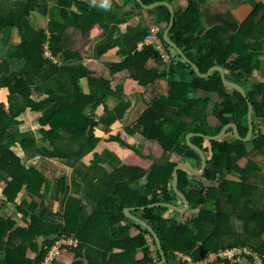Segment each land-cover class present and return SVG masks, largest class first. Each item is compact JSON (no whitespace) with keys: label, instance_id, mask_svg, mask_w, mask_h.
<instances>
[{"label":"trees","instance_id":"obj_1","mask_svg":"<svg viewBox=\"0 0 264 264\" xmlns=\"http://www.w3.org/2000/svg\"><path fill=\"white\" fill-rule=\"evenodd\" d=\"M51 1L60 9L61 21L48 23L47 29L37 35L27 32L24 23L44 6L37 0H0V35L6 29L16 30L20 37V47L11 58L25 62L23 69L10 72L8 61L0 58V67L5 73V78L0 81V93L6 94V101L0 103V183L1 173L9 180L0 195V264H44L53 244L63 236L78 241V245L71 249L75 259L72 264H156L161 260V255L158 248L155 253L152 252L146 239L151 236L150 233L137 223L121 225L128 220L125 209L130 207L135 208V213L158 235L167 258L166 264H171V257L175 252L189 254L199 262L212 253L221 254L238 247H249L264 257V242L256 240L259 235H240L232 223L234 219L247 224L256 222L259 225L258 231L264 233V215L253 209L252 203L246 209L240 207L241 201L246 197L250 198L254 188H249L245 183L226 181L223 191L232 198L220 201L218 189L209 188L206 193L200 194L193 189L188 173L181 170L178 189L187 196L192 204V211L198 212L199 217H195L191 223H178L176 220L164 218V214L169 211L167 207H148L172 204L177 198L171 188L175 164L167 163L152 169L148 176L146 195L151 196L148 199L129 187L130 183L145 177L144 169L129 166L117 171L120 178L129 180V183L118 184L101 166L102 162L108 160L115 164L117 157L109 151L106 152L108 158L105 159L94 153L100 143L96 129L109 114L106 110L105 115L98 121L96 111L100 107L107 109L106 100L113 91L109 81L82 64L84 46L97 29L105 33L109 25L116 26L117 29L113 31L108 42L103 44L101 53L116 47L122 48L124 39L134 34H140L144 40L150 29L139 26L138 22L145 14H161L169 27L172 20L171 10L166 6H159L148 11L142 9L136 0H125L126 5L133 4V7L118 18L116 11L121 10V7L115 0H109V6H104V1ZM142 1L149 6L165 0ZM175 1L177 0L169 2L173 4ZM188 1L190 8L183 13H177L171 36L199 66L202 74L220 66L234 74L236 83H242L246 77L261 69L259 58L244 56L254 50L248 42L252 39L263 5L256 7L239 34L233 38H230V34L223 27L212 29L201 37L196 33L202 27L203 13L200 4L206 0ZM75 8H79V13L74 11ZM120 26H126L127 31L123 32ZM77 37H80L82 45L77 46ZM159 38L165 47L170 48L162 33ZM47 46L54 60L47 57ZM60 56H63L61 64L57 61ZM151 59L159 61L161 56L153 46H144L142 51L132 57V65L128 67L131 78L144 87L155 84L165 75L144 69ZM182 65L192 70L193 83H174L169 96L159 99L143 114L139 123L144 137L157 141L164 152H168L185 142L191 133L219 135L231 120L238 124L242 137H247L249 128L246 127V122L250 109L249 100L252 97L247 99L239 91L229 95L224 89L219 71L209 78H202L195 73L192 65L185 62ZM172 71H175V66ZM84 80L90 87L88 94L80 87V82ZM34 87L41 91L42 99L32 98ZM192 88L215 92L222 97V104L215 109V116L221 121L218 128L207 125L206 119L193 121L201 103L188 98ZM253 104L257 117L264 120V106ZM167 109H172V112H167ZM43 110L46 112L38 119V125L41 135L49 143V149H38L33 142L19 140L12 131V126L27 111L39 114ZM113 120L111 118L108 124ZM263 128H259L257 133L255 131L252 141L257 150L264 149ZM124 134L126 132H118L108 137L107 141L118 142L133 149L123 139ZM192 142L205 149L203 136L193 137ZM17 144L23 151L36 149L42 158L69 160L76 164L75 178L86 188L87 199L95 205L89 220L81 222L82 202L70 196L63 209L62 223H45L41 220L37 212L41 205L35 199L42 197L46 174L40 168L25 163L17 151L15 152ZM212 144L213 158L205 176L209 181L217 180L220 173L232 170L235 167V156L244 159L247 155L246 143L242 140L232 143L213 141ZM205 151L208 152L206 149ZM91 153H94V158L89 165H85L83 159ZM187 156L201 160L200 154L191 148ZM252 170L250 163L248 171ZM63 184L66 186L64 180ZM159 185L164 186L165 193L157 192L156 187ZM23 191L27 193L26 198L17 203ZM216 202L220 203L218 220L215 217ZM9 204L15 205L16 213L22 216L25 226H18L12 217H3L2 208ZM213 205L214 208L209 210L208 207ZM133 230L138 232L136 236L132 235ZM39 239H47L41 247L38 244ZM138 251L142 253L139 260ZM224 264L231 263L229 259H225Z\"/></svg>","mask_w":264,"mask_h":264},{"label":"crops","instance_id":"obj_2","mask_svg":"<svg viewBox=\"0 0 264 264\" xmlns=\"http://www.w3.org/2000/svg\"><path fill=\"white\" fill-rule=\"evenodd\" d=\"M37 1L44 7H48L52 4V11L55 13L60 12V9L55 3H52L51 0H44L45 3H42V0ZM89 1L101 3L104 0ZM115 1L121 7V10L116 11L118 18H121L124 13L130 11L133 7V4H123V0ZM165 1L169 2L170 0ZM173 5L176 13H183L190 8V2L188 0H177L173 3ZM259 5H263V9L257 17L252 39H250L248 42L249 45L254 47V50H250V52L244 56V58L257 57L259 58L258 61L261 63L262 67L252 76L246 77L242 83L238 82L237 84L241 85L246 90L249 96L248 98H250V96L252 97L251 101H253V103L264 106V0H206L204 3L200 4V9L203 13L202 27L199 29L196 35L203 37L205 33L212 29L223 27L230 34V38H233L239 34L244 23L250 19L256 7ZM40 11L41 10H38L36 13ZM33 19L34 17L32 20ZM29 21H31L30 18L24 23V28L29 33H34L33 30L36 29H47L48 24L46 25V23H42L41 27H33L36 29H33V32H31V29L26 25V23L28 24ZM60 21V16L57 18L55 16L54 19L48 23ZM165 21V17L161 16V14H145V17L141 19L138 24L143 28H149V33L151 32L152 28L157 27L159 29L157 36L159 37V34L162 33L164 37V33H166L167 29L169 28L167 27L168 25ZM120 28L123 29V32L127 31L126 26H120ZM116 29V26L109 25V28L105 33H102L100 30H96L103 35L101 34L102 36L98 35L94 38L90 37L89 41L86 43V46H84L85 52L83 53L82 64L100 75L105 80L109 81L113 91V93L106 100L105 105L107 106V109L100 107L96 111L98 121L102 116L105 115L106 110H108L109 114L106 115L107 118L104 119L96 129V134L100 139V143L94 150V153L98 154L102 159L108 158L106 155L107 151L113 153L117 157L118 160L115 162V164L108 160L102 162L101 166L108 171L111 179L118 184L129 183V180L128 178H120V176L117 174V171H122L129 166L144 169L146 171L145 177L130 183L129 187L132 190L140 193L142 196H146L148 199H151V196L146 195V192L149 184L148 176L150 175L153 168L162 165L164 166L167 163H172L175 164L176 167L180 164H189L198 172H201L203 169L202 158L199 161L187 156L189 148H191L188 144V140L178 144V146H175L172 151L164 152L157 141L149 140L144 137L141 124L139 123L140 118L149 108L153 107L154 104L157 103V101L162 97L169 96L170 91L173 89L174 83L192 84L194 81V76L191 69L182 65V63L185 62L183 58L170 46V48L167 49L170 57L172 58L171 63L164 62L162 58L159 61L151 59L144 66V69L148 71H153L154 73L157 72L158 74H165L164 77L157 80L153 85L149 84L145 87L141 86L136 80L131 78L128 67L132 65V57L137 52L142 51L144 46H147L145 42L146 38L142 40L140 34H134L124 39V45L121 46L122 48L116 47L108 50L105 53H101V48L98 49L97 47L98 42H100V45L102 44V46L104 43H107L109 37L112 35L113 31H116ZM159 39L161 40V38ZM76 41H78L77 46L82 45L80 37H77ZM19 47L20 37L14 29H6L0 35V58L2 60L8 61L10 72L19 71L25 67V62L23 60L11 58L12 55L18 51ZM57 61L59 64H61L63 62V56H60ZM173 66H175L174 72L172 71ZM224 70L227 78L236 83L237 78L234 76V74L227 69ZM213 75L214 73L211 76ZM4 78L5 73L0 67V81ZM80 83L82 91L86 94L90 93V87L86 81L84 80ZM224 89L229 95H233L237 91L226 86ZM42 97L43 94L38 88H32L33 99L39 100L42 99ZM188 98L200 101L201 103L200 108L196 110L193 116L195 121L206 119L207 125L213 127L214 129L221 125V121L217 118V116H215V109L223 102L222 97L219 94L192 88L188 93ZM4 101H6V94L0 93V103ZM168 110L169 109H167V112ZM45 112L46 110H43L39 114H34L30 111H27L18 119V123L12 126V131L17 134L19 140L21 139L23 141L27 140L33 142V144L38 149L50 148L48 141L41 135L40 126L38 125V119H40V117H42ZM171 112L172 109L169 110V113ZM33 118H35V123L37 120L36 124L32 121ZM111 118H114V120L111 124H108ZM229 118L231 120V117ZM28 119L30 120L28 121ZM262 119L263 118L260 119L257 117L254 110V125L256 133L259 131V128L261 129V127H264V120ZM231 123L237 124L234 120H231ZM246 127L249 128V133L245 139H248L250 135L249 114ZM118 132H126V134L123 135V139L126 142L128 141V143L132 145L133 149H128L118 142L107 141L108 137L117 134ZM262 132L264 133V128L262 129ZM201 135H203L205 138L204 148L208 150V152L205 151V153L208 156L210 164V161L213 158V141L206 138L211 137L210 135ZM253 138L254 135L250 142L245 141L247 148V155L245 158L239 159L235 156V167H233V169L229 172L220 173L217 180H207L205 178L207 171L204 175L198 176L186 169H182L188 173V177L191 180L193 189L200 192V194L206 193L209 188L218 189V199L220 201H228L232 197L230 194H227L223 191L224 183L226 181L235 184L245 183L249 188H254V192L250 198L246 197L241 201L240 207L246 209L250 203H252L253 209H256L258 213L264 215V149L257 150L252 142ZM236 140L240 139L237 138L235 130L230 129L228 134L221 140V142L232 143ZM16 148L18 151L15 149V152L17 151L16 153L24 159L27 165H34L36 167L39 166L40 169L46 174V182L41 192L42 197L40 199H35L41 205L38 207L37 212L42 221L45 223L49 221H52L53 223L63 222L62 214L64 206L66 205V200L64 201L62 197L63 193L68 196L67 198L70 196L72 198L81 200L83 211L81 213L80 220L81 222H86L89 220L95 209V205L87 199L86 188L82 185V183L76 179L75 176H73L74 179L71 177V169L74 165H76L74 162L69 160L45 159L43 161H45L44 163L46 165H44L41 163V161H38L41 157L38 155L36 149L23 151L19 144H17ZM93 154L91 153L83 159V163L85 165H89L93 160ZM250 163L253 169L251 172L248 171V165ZM61 170L62 175L66 174L67 178L69 179V184L66 183V186L63 184V181L59 185L58 182L54 180L56 177H53L52 175L53 171L60 174ZM1 177L2 182L0 183V191L2 193L9 180L3 173H1ZM173 180L171 182L172 189ZM156 190L159 194L165 193V188L162 185L157 186ZM26 195V191H23L18 197L17 203L22 202V200L26 198ZM172 204L180 208H186L185 202L178 196L175 200H173ZM3 207V217H12L14 220H16L18 226H25L20 215H18L19 221H17V217L13 215L14 213L16 214L15 205L9 204L4 205ZM213 208L214 205L208 207L209 210ZM130 209H134L132 214L135 213V208L130 207ZM215 213L216 220H218L220 214L219 202H216ZM133 215L140 218L139 214L135 213ZM195 217H199V213L192 211V204L191 209L186 214L177 213L171 210L164 214L165 219L176 220L178 223L186 224L191 223ZM130 222L136 223L128 218V220L123 222L121 225H125ZM232 223L238 234L248 235L249 237L252 235H259V238L256 240L264 242V233L261 234L258 231L259 225L256 222L247 224L245 221L234 219ZM137 234L138 232L136 230L132 231L133 236H136ZM146 239L148 241V236ZM46 240L47 239H43V241H41V246ZM150 248L152 252L155 253V250L152 249L151 246ZM244 251H246V253ZM224 254L227 255L224 256ZM141 258L142 253L138 251L137 260ZM171 259V264H187L188 261L194 258L193 256L186 253L175 252L172 254ZM225 259H229L231 264H264V257L249 247L230 248L221 254L212 253L203 261H199V264H224ZM74 260V254L71 252V250H69L68 252L62 254L58 263L72 264Z\"/></svg>","mask_w":264,"mask_h":264},{"label":"water","instance_id":"obj_3","mask_svg":"<svg viewBox=\"0 0 264 264\" xmlns=\"http://www.w3.org/2000/svg\"><path fill=\"white\" fill-rule=\"evenodd\" d=\"M136 1L140 4V6L143 9L148 10V11L154 10V9H156L159 6L168 7L171 10L172 20H171V23H170L169 28L167 29L166 33H164V40H166V42L174 50L177 51V53L183 58V60L187 64L192 65V67H193V69H194V71L196 72L197 75H199L202 78H209L213 73H215L216 71H219L221 73L224 85L226 87H230V88H233L234 90L239 91L241 94L244 95V97H246L248 99L249 96H248V93L246 92V90L241 85L230 81L227 78L225 70H224L223 67L215 66L207 74H202L199 66L197 64H195L188 57V55L184 52V50L177 43H175L173 41L172 36H171V32H172V30H173V28L175 26V23H176L177 13H176V10H175L174 5L172 3L163 1V2H158V3H155V4L147 6V5H145L143 3L142 0H136ZM249 104H250V109H249L250 135H249L248 139H245V138L242 137L238 125L234 124V123H230L229 125H227L225 127V129L222 131V133L220 135H218V136H211V137H206L205 136V137L207 139L211 140V141H221L228 134L230 129H234L235 130V134H236L238 139H240L242 141L250 142L252 140L253 135L255 134V125H254V104L252 103L251 100H249ZM193 136H203V135H201V134H193L192 133L187 138L189 146L193 150H195L196 152H198L200 154V156H201V158L203 160V169H202L201 172H198L197 170H195L189 164H180L174 170V180H173V190H174L175 194L181 200H183L185 202L186 208L185 209L184 208H180V207H178V206H176L174 204H156V205H151V206H148V207L152 208V207H155V206H161L162 205V206L167 207L171 211H174V212H177V213H181V214H186L191 209V202L189 201L187 196L178 189L179 173H180V171L182 169H186V170L190 171L191 173H193L194 175L202 176V175H204L206 173L208 165H209V159H208L207 154L205 153V150L203 148H201L200 146H198V145H196V144H194L192 142V137ZM133 211H134V209H130V208L126 209L125 210L126 216L129 219H131L134 222H136L137 224H140L142 227H144L150 233V235L154 238L156 246H157V248H158V250L160 252V255H161V260L158 263H156V264H166L167 263V258H166V255H165L163 249H162L161 242H160V239H159L158 235L156 234L154 229L149 224H147L144 220L138 218L137 216L133 215L132 214Z\"/></svg>","mask_w":264,"mask_h":264},{"label":"built area","instance_id":"obj_4","mask_svg":"<svg viewBox=\"0 0 264 264\" xmlns=\"http://www.w3.org/2000/svg\"><path fill=\"white\" fill-rule=\"evenodd\" d=\"M158 33H159V29L157 27L152 28L151 32L146 37L145 42L148 46H153L155 48V50L159 53V55L161 56L164 62L171 63L172 58L169 55L167 47H165V45L162 43V41L157 36ZM46 50H47L46 51L47 57L54 60V58L51 56V53L49 52L48 46L46 47ZM148 243L155 250L157 249L155 240L152 236H148ZM77 245H78V241L71 237L63 236L57 239L56 242L53 244L51 250L49 251L44 264H54L55 260L58 257H60L63 253H66L69 250L75 248ZM225 255L227 254H224V256ZM187 264H199V262H196L194 261V259H192L188 261Z\"/></svg>","mask_w":264,"mask_h":264},{"label":"rangeland","instance_id":"obj_5","mask_svg":"<svg viewBox=\"0 0 264 264\" xmlns=\"http://www.w3.org/2000/svg\"><path fill=\"white\" fill-rule=\"evenodd\" d=\"M92 1V0H91ZM42 3H45V1L44 0H42L41 1ZM52 2V1H51ZM53 3V2H52ZM123 4H125V0H123ZM52 5V4H51ZM51 5H49V6H51ZM43 7V9H39V10H41L40 12H38V13H34L33 15H32V17L30 18V20L31 21H29V23L27 24L26 23V25H27V27H29L30 29H31V32H33L34 31V33H36L37 35H40L41 34V31L42 30H44V29H36V28H33V27H41V24L42 23H46V25L48 24V22L49 21H52L53 19H54V17L56 16V18L57 17H59L60 16V12L58 13V12H53L52 11V7H53V5L51 6V7ZM74 11L75 12H77V13H79V8H75L74 9ZM35 15V16H34ZM55 15V16H54ZM34 17V19L32 20V18ZM33 29H36V30H33ZM46 29V28H45ZM15 30V29H14ZM33 30V31H32ZM97 30H99V29H97ZM27 31V30H26ZM15 32H16V30H15ZM17 33V32H16ZM102 33H99V31H96L94 34H93V38L94 37H96V36H98V35H101ZM103 35V34H102ZM101 35V36H102ZM102 46V44L100 45V42H98V44H97V47H98V49H100V48H102L101 47ZM167 63V62H166ZM170 63V62H169ZM30 119H28V121H29ZM193 120H194V117H193ZM32 121L35 123V118H33L32 119ZM195 121V120H194ZM36 123H37V120H36ZM35 123V124H36ZM16 150H17V148H16ZM18 151V150H17ZM43 160H45V158H40L38 161H41V163H43L44 165H46L44 162L45 161H43ZM34 163V162H33ZM48 163V162H47ZM60 167V166H59ZM75 167H76V165H74L73 166V168L71 169V177L73 178V176H75V173H74V170H75ZM38 168H40L39 166H38ZM61 169V168H60ZM52 175H53V177H56V178H54V180L55 181H57L58 182V184L60 185L61 183H62V181L64 180L67 184H69V179L67 178V175L66 174H63L62 175V170H61V173L59 174V173H56L55 171H53V173H52ZM68 179V180H67ZM74 179V178H73ZM56 183V182H55ZM57 184V183H56ZM64 189H65V187H64ZM0 194H1V191H0ZM62 197H63V200L65 201V200H67L66 198L68 197L67 195H65L64 193L62 194ZM4 208V207H3ZM3 208H2V212H3ZM15 217H17L16 219H17V221H19L18 219V215L19 214H13ZM21 216V215H20ZM21 220H22V216H21ZM51 222V221H50ZM41 241H43V239L42 240H39L38 241V244H39V246L41 247V244H42V242ZM41 242V243H40ZM152 249H154L153 247H152ZM155 250V249H154ZM60 258L61 257H58L55 261V264H57L58 263V261L60 260ZM159 262V261H158ZM157 262V263H158ZM173 264V263H172Z\"/></svg>","mask_w":264,"mask_h":264},{"label":"clouds","instance_id":"obj_6","mask_svg":"<svg viewBox=\"0 0 264 264\" xmlns=\"http://www.w3.org/2000/svg\"><path fill=\"white\" fill-rule=\"evenodd\" d=\"M104 6H109V0H104Z\"/></svg>","mask_w":264,"mask_h":264}]
</instances>
